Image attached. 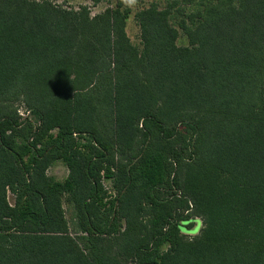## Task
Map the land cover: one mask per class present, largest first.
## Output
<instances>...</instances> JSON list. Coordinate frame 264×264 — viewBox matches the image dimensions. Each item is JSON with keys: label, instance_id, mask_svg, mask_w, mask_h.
<instances>
[{"label": "trees", "instance_id": "trees-1", "mask_svg": "<svg viewBox=\"0 0 264 264\" xmlns=\"http://www.w3.org/2000/svg\"><path fill=\"white\" fill-rule=\"evenodd\" d=\"M163 1L0 0V264H264V0Z\"/></svg>", "mask_w": 264, "mask_h": 264}, {"label": "rangeland", "instance_id": "rangeland-1", "mask_svg": "<svg viewBox=\"0 0 264 264\" xmlns=\"http://www.w3.org/2000/svg\"><path fill=\"white\" fill-rule=\"evenodd\" d=\"M35 1H44V0H35ZM52 2L53 4L57 6H61L65 9H74L79 10L82 6H88L90 9V12L92 16L98 15L102 12H104L107 8L115 7L116 6V0H101L99 4H94L92 1L89 0H47ZM126 5L128 8L131 9V15L129 19L127 20V34L130 37L132 43L140 48H142V41H141V30L138 21L136 20V14L144 9L149 7L152 2H161V5L164 6L165 2L162 0H125ZM173 24L176 26V21H173ZM178 28V27H177ZM180 32V38L178 40V45L181 47L187 46L188 41L187 38L184 36L182 30L178 28ZM20 113L21 115L26 118L30 116L29 112L25 108V106L21 105L20 107ZM48 175L52 178H54L57 181H65L69 175V170L65 163L62 161H58L52 165V167L48 171ZM105 187L109 191V200H113L116 197V192L112 188V183L110 180L105 179L104 180ZM10 202L13 203V196H10ZM65 210L67 218L70 222L72 233L76 234L75 227H74V214L72 209L65 204ZM202 227V223L199 222L197 228L192 233L193 236L197 235L199 233V230Z\"/></svg>", "mask_w": 264, "mask_h": 264}]
</instances>
